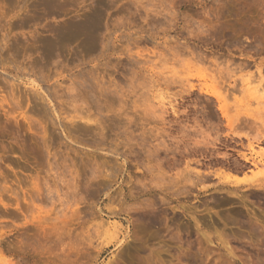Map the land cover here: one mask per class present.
I'll use <instances>...</instances> for the list:
<instances>
[{"label": "rangeland", "instance_id": "1", "mask_svg": "<svg viewBox=\"0 0 264 264\" xmlns=\"http://www.w3.org/2000/svg\"><path fill=\"white\" fill-rule=\"evenodd\" d=\"M0 264H264V0H0Z\"/></svg>", "mask_w": 264, "mask_h": 264}, {"label": "bare ground", "instance_id": "2", "mask_svg": "<svg viewBox=\"0 0 264 264\" xmlns=\"http://www.w3.org/2000/svg\"><path fill=\"white\" fill-rule=\"evenodd\" d=\"M195 62H196V61H195ZM70 117H71V116H70ZM80 117H81V116H80ZM72 118H73V117H72ZM75 118H76V117H75ZM37 184H38V183H37ZM36 187H37V186H36ZM32 200H33V199H32ZM31 202H32V201H31ZM31 202H30V203H31ZM30 208H31V207H30Z\"/></svg>", "mask_w": 264, "mask_h": 264}]
</instances>
